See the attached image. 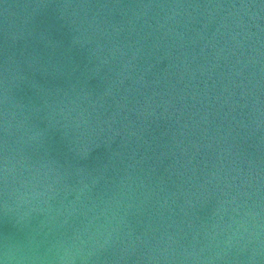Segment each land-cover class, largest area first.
I'll use <instances>...</instances> for the list:
<instances>
[{"label":"water","instance_id":"95a60500","mask_svg":"<svg viewBox=\"0 0 264 264\" xmlns=\"http://www.w3.org/2000/svg\"><path fill=\"white\" fill-rule=\"evenodd\" d=\"M0 264H264V0H0Z\"/></svg>","mask_w":264,"mask_h":264},{"label":"bare ground","instance_id":"6f19581e","mask_svg":"<svg viewBox=\"0 0 264 264\" xmlns=\"http://www.w3.org/2000/svg\"><path fill=\"white\" fill-rule=\"evenodd\" d=\"M175 46L181 51H186L188 47V45L186 46V42L183 39H178L175 43Z\"/></svg>","mask_w":264,"mask_h":264}]
</instances>
